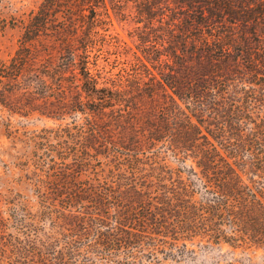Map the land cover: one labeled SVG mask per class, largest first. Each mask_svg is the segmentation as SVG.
<instances>
[{
	"label": "trees",
	"instance_id": "trees-1",
	"mask_svg": "<svg viewBox=\"0 0 264 264\" xmlns=\"http://www.w3.org/2000/svg\"><path fill=\"white\" fill-rule=\"evenodd\" d=\"M23 29L64 41L49 117L71 121L41 137L33 204L0 198V264L264 251V0H40Z\"/></svg>",
	"mask_w": 264,
	"mask_h": 264
},
{
	"label": "rangeland",
	"instance_id": "rangeland-1",
	"mask_svg": "<svg viewBox=\"0 0 264 264\" xmlns=\"http://www.w3.org/2000/svg\"><path fill=\"white\" fill-rule=\"evenodd\" d=\"M40 0H0V198L29 199L33 191L25 181L32 173L47 180L48 165L35 170L47 149L42 145L45 133L58 123L69 124L70 116L54 120L50 113L58 105V97L70 98V71L64 78L57 77L56 64L64 41L52 34L25 41L23 23L36 13ZM133 12L124 7V14L113 15L112 33L134 48V37L129 36ZM130 59V51L126 54ZM23 57L21 61L20 57ZM112 71H116L113 68ZM61 78V77H60ZM65 88L67 93L59 91ZM172 166L176 167L175 163ZM86 177L81 176L85 181ZM33 181V180H32ZM193 248L194 253L181 260H167L163 264H264V251H241L227 244Z\"/></svg>",
	"mask_w": 264,
	"mask_h": 264
}]
</instances>
